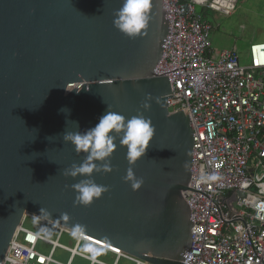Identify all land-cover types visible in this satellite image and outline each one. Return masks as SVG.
<instances>
[{
	"label": "water",
	"instance_id": "water-1",
	"mask_svg": "<svg viewBox=\"0 0 264 264\" xmlns=\"http://www.w3.org/2000/svg\"><path fill=\"white\" fill-rule=\"evenodd\" d=\"M180 1L197 15H226L237 0ZM122 2L0 0V264L25 214L39 215L40 208L42 219L147 263L185 264L193 226L191 130L184 111L169 114V83L153 74L170 25L161 0H150L147 28L128 38L113 27ZM107 111L125 122L142 114L155 128L132 165L144 181L139 189L125 180L122 133L113 134L115 150L93 161L92 173L64 175L88 156L64 134H83ZM86 181L107 191L83 205L72 186Z\"/></svg>",
	"mask_w": 264,
	"mask_h": 264
},
{
	"label": "built area",
	"instance_id": "built-area-1",
	"mask_svg": "<svg viewBox=\"0 0 264 264\" xmlns=\"http://www.w3.org/2000/svg\"><path fill=\"white\" fill-rule=\"evenodd\" d=\"M161 7L170 27L153 74L167 79L172 95L167 110L184 111L192 139L187 206L193 226L184 262L264 264V44H251L247 65H240L234 50L211 49L212 27L191 3L161 0ZM202 174L213 179H201ZM27 219L32 215L23 217L1 264H58L52 259L56 249L89 264H106L96 257L108 252L107 246L44 219L30 231L23 227ZM45 227L56 232L55 241L35 235ZM64 235L75 240L73 249L58 244ZM81 243L95 248L92 258L76 253ZM38 244L50 247L48 255L37 251ZM109 250L112 264H150Z\"/></svg>",
	"mask_w": 264,
	"mask_h": 264
},
{
	"label": "clouds",
	"instance_id": "clouds-1",
	"mask_svg": "<svg viewBox=\"0 0 264 264\" xmlns=\"http://www.w3.org/2000/svg\"><path fill=\"white\" fill-rule=\"evenodd\" d=\"M149 12L150 0H123L120 8L114 13L113 27L128 38H135L147 28ZM60 111L69 112L66 108H62ZM120 133H122L120 143L126 146V158L130 165L126 170L125 180L130 183L132 189H139L144 181L142 178L136 177L132 165L144 157L145 150L155 133L151 120L142 114L132 116L125 122V117L120 113L107 111L99 118L94 127L83 134L66 132L63 139L70 142L76 152H85L88 153V156L86 161L79 166L72 165L66 169L64 175L75 177L92 173L96 168L93 161H103L110 156L116 148V144L113 142L115 139L113 134ZM103 171L105 173L111 172V165L105 163ZM201 179H213V177L202 174ZM72 187L77 193L76 202L83 205L90 204L95 198H99L107 191L104 185L92 181L77 183ZM46 215L45 210L40 208L39 215H32V223L37 224ZM46 231V229L41 228L35 235H41Z\"/></svg>",
	"mask_w": 264,
	"mask_h": 264
},
{
	"label": "rangeland",
	"instance_id": "rangeland-1",
	"mask_svg": "<svg viewBox=\"0 0 264 264\" xmlns=\"http://www.w3.org/2000/svg\"><path fill=\"white\" fill-rule=\"evenodd\" d=\"M207 20L213 27L214 31L211 36L229 35V39L237 47L236 54L239 58L240 65H247V50L251 44L260 43L264 40V0H237L228 14L223 15L211 10L203 11L200 15ZM23 227L30 231H37L38 224H33L31 220H25ZM47 231L41 234L42 237L55 241L56 232L48 227ZM58 244L73 249L75 240L71 236H62L58 240ZM50 250L49 246L38 244L37 251L42 255H48ZM76 253L85 257L92 258L95 253V248L86 243L79 244ZM97 260L103 263L111 264L113 259L105 252L97 255ZM52 259L58 264H89L88 261L80 256L74 255L72 258L67 251L56 249L53 252ZM118 264H132L125 260H120Z\"/></svg>",
	"mask_w": 264,
	"mask_h": 264
},
{
	"label": "crops",
	"instance_id": "crops-1",
	"mask_svg": "<svg viewBox=\"0 0 264 264\" xmlns=\"http://www.w3.org/2000/svg\"><path fill=\"white\" fill-rule=\"evenodd\" d=\"M201 19L203 21H206L207 23H209L207 20H205L204 18L201 17ZM210 24V23H209ZM211 25V24H210ZM212 27V25H211ZM214 31L213 27H212V31L210 32V35H209V42H210V46H211V49L214 50V51H220V50H234L235 52L237 51V47L235 46V44L232 43V40L229 39V35L228 34H225L224 36H216V34L212 35L211 36V33ZM260 43H263L264 44V40ZM108 251V250H107ZM101 252H105V251H101ZM100 252V253H101ZM110 252V251H108ZM108 252H105L106 254L110 255L114 261V257L108 253ZM99 253V254H100ZM112 261V263H113ZM120 261V260H119ZM119 261H117V264L119 263ZM111 263V264H112ZM107 264V263H106Z\"/></svg>",
	"mask_w": 264,
	"mask_h": 264
},
{
	"label": "bare ground",
	"instance_id": "bare-ground-1",
	"mask_svg": "<svg viewBox=\"0 0 264 264\" xmlns=\"http://www.w3.org/2000/svg\"><path fill=\"white\" fill-rule=\"evenodd\" d=\"M85 240H87V242H89V243H92L93 245H95V246H99V247H101V248H105L107 245H105V244H103V243H101V242H98V241H96V240H94V239H92V238H89V237H86L85 236ZM103 244V245H101V244ZM105 245V246H104ZM109 248H112V247H110V246H108ZM106 248V249H109V248ZM105 249V250H106Z\"/></svg>",
	"mask_w": 264,
	"mask_h": 264
},
{
	"label": "flooded vegetation",
	"instance_id": "flooded-vegetation-1",
	"mask_svg": "<svg viewBox=\"0 0 264 264\" xmlns=\"http://www.w3.org/2000/svg\"><path fill=\"white\" fill-rule=\"evenodd\" d=\"M237 2V1H236Z\"/></svg>",
	"mask_w": 264,
	"mask_h": 264
}]
</instances>
